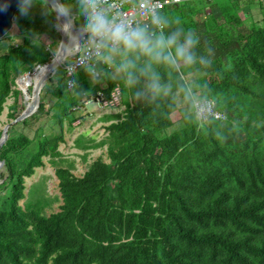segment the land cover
<instances>
[{"label": "trees", "instance_id": "trees-1", "mask_svg": "<svg viewBox=\"0 0 264 264\" xmlns=\"http://www.w3.org/2000/svg\"><path fill=\"white\" fill-rule=\"evenodd\" d=\"M33 1L53 23L50 5ZM256 1L261 19L247 24L240 0H182L159 13L162 32L192 38L190 63L148 67L141 57L126 69L122 54L104 48V92L119 85L124 108L102 116L108 123L99 142L76 138L83 149L106 145L108 158L97 156L81 176L56 158L64 122L72 127V112L99 84L87 69L73 74L72 92L62 69L48 78L55 80L52 102L46 108L40 99L20 122L49 114L57 130L39 127L31 138L12 124L0 147V264H264V0ZM61 2L77 26L87 25L82 0ZM21 7L13 17L21 42L0 50V114L13 96L11 119L21 112L14 79L49 61L57 47L40 43L47 27ZM192 92L212 100L225 119L197 118ZM43 157L54 165L62 201L49 214L41 194L24 192Z\"/></svg>", "mask_w": 264, "mask_h": 264}, {"label": "rangeland", "instance_id": "rangeland-1", "mask_svg": "<svg viewBox=\"0 0 264 264\" xmlns=\"http://www.w3.org/2000/svg\"><path fill=\"white\" fill-rule=\"evenodd\" d=\"M241 6L239 10V14L245 23H249L250 21L258 22L261 19L260 9L257 5L256 0H240ZM26 11L30 12V15L38 14L40 16V23L43 26L47 27V31L42 33L39 37L40 43L42 45L47 46L50 42H56L58 44L60 40V34L57 28V20L50 22L48 18L41 16L42 15V4L33 0H26L23 3ZM23 11V12H26ZM87 8L84 5V8L80 15H83L86 18ZM214 13L217 14L218 11L214 10ZM11 35L10 36H2L0 38V50L5 49L9 44H18L21 42V36L17 35L13 21L11 28L9 29ZM105 41V39H103ZM56 50V46L54 47ZM75 48H72L71 51L63 61L66 62L68 59L72 57L75 53ZM62 63V64H63ZM41 68V67H40ZM62 66H59L55 71H60ZM38 71V69H34L31 71L29 75L21 74L17 75L14 79L13 88H17L21 91L19 95L18 107L19 109L24 108L30 101V90L32 85V80L34 74ZM49 78V77H48ZM48 78L42 86L40 92V99L44 100L46 104V108L50 105L53 100L51 94V84H55V80H52V83L49 82ZM192 78V77H191ZM89 81L91 84H102L104 82L102 79L93 80L89 77ZM48 87H45V86ZM19 87V88H18ZM45 88L47 91H45ZM70 92L73 91V88H68ZM192 95L195 96L196 93L192 92ZM13 102V96H9L4 102V108L0 114V129L3 128L4 124L11 120L8 117V108ZM183 100L179 96L177 97V105L182 106ZM123 105L118 108L111 109L112 112H122ZM107 113V112H106ZM105 114L103 111L95 110L94 106L89 104L84 107L76 108L72 112V117H75V120L72 122V127L67 128V122H64V142L59 144V150L62 153V156L56 158L58 160V164L61 165H71L72 172L76 176H81L82 173L86 170L89 163L95 159L97 156H101L105 161H108L106 154V145L83 149L78 147L76 144V138L80 137L84 143H97L101 139L106 136V132L104 131V126L108 123L102 116ZM174 120V127L179 123V114L175 111L172 114ZM42 127L45 133L49 131L57 130L56 126L50 120L49 114H41L38 117L28 118L25 122L16 123L14 125V130L20 133L27 134L29 137L33 138L38 131V128ZM88 139H91L90 141ZM44 165L35 168V172L32 176L25 178V189L24 192L26 196H29L28 191L34 188V195L37 196L41 194L47 205L45 206V213L49 214L51 212L57 211L59 209V205L61 204L60 193L58 189V179L54 173V165L49 162V157H43ZM0 172L4 173L5 168L2 167ZM2 180L0 179V182ZM23 201V200H22ZM21 201V202H22Z\"/></svg>", "mask_w": 264, "mask_h": 264}, {"label": "built area", "instance_id": "built-area-1", "mask_svg": "<svg viewBox=\"0 0 264 264\" xmlns=\"http://www.w3.org/2000/svg\"><path fill=\"white\" fill-rule=\"evenodd\" d=\"M87 8V25L79 39L78 50L72 55L70 60L62 64V70L67 77L68 88H74L76 81L73 74L79 69H87L89 77L93 80L101 79L102 73L98 68V63L105 61L103 51L108 42L106 37H97L88 27L89 17L93 9L103 10L109 17L116 20L125 19L133 24H148L153 31L162 32L163 23L152 24V17L161 13L166 8L174 7L182 0H82ZM105 39V41H103ZM106 84L99 85L94 94L83 95L81 102L85 105H93L95 110L112 112L111 109L122 106L121 91L119 85L114 86L107 96L104 92ZM194 112L200 120H207L209 117L224 120L225 114L214 107L212 100L193 96Z\"/></svg>", "mask_w": 264, "mask_h": 264}, {"label": "clouds", "instance_id": "clouds-1", "mask_svg": "<svg viewBox=\"0 0 264 264\" xmlns=\"http://www.w3.org/2000/svg\"><path fill=\"white\" fill-rule=\"evenodd\" d=\"M53 4L58 14L67 15V9L61 5L60 0H53ZM21 11H26L23 4ZM161 23L162 17L153 15L152 24ZM88 27L97 37H106L111 51L123 55L120 65L122 68L136 67L141 57L146 58L148 67H151L153 62L176 65L179 60H183L190 63L194 58L189 50L192 38L181 40L179 30L157 33L148 24H133L125 19L116 20L103 10L95 8L89 17ZM153 75L155 76L154 71Z\"/></svg>", "mask_w": 264, "mask_h": 264}, {"label": "water", "instance_id": "water-1", "mask_svg": "<svg viewBox=\"0 0 264 264\" xmlns=\"http://www.w3.org/2000/svg\"><path fill=\"white\" fill-rule=\"evenodd\" d=\"M25 1L26 0H0V38L4 36L6 32L11 28L15 11L20 6H22V4ZM45 1L50 5V7L54 12L55 18L57 20V28L60 34V40L57 44L55 52L51 56V59L42 64H37L33 68L34 70L35 68L41 67L44 68V71L41 72L39 78L33 84L31 90L30 102L24 106L22 111L15 118L11 119L6 124H4L3 128L1 129L0 147L8 137L7 131L9 126L22 121L23 119L29 117L36 111L39 105L40 92L43 84L45 83L48 77L54 74L55 70L59 66H62V63L65 59L67 47L72 40L77 42V45L74 48L75 51L78 50L79 39L84 31V26H77L74 22L73 15H71L68 11L66 16H61L55 11L53 0H45ZM60 3L63 6L61 0ZM61 21L64 23L63 27H61ZM30 73L31 71H27L25 74L29 75ZM2 167H3V160L0 159V169Z\"/></svg>", "mask_w": 264, "mask_h": 264}, {"label": "bare ground", "instance_id": "bare-ground-1", "mask_svg": "<svg viewBox=\"0 0 264 264\" xmlns=\"http://www.w3.org/2000/svg\"><path fill=\"white\" fill-rule=\"evenodd\" d=\"M63 25H64V23L61 21V27H63ZM76 45H77V42L72 40L71 43L67 47L65 56H67L69 54V52L71 51V49L74 48ZM42 71H44V68H39L38 71L34 74L33 80H32V85H31V90H32L33 84L37 81V79L39 78ZM31 90H30V100H31Z\"/></svg>", "mask_w": 264, "mask_h": 264}, {"label": "crops", "instance_id": "crops-1", "mask_svg": "<svg viewBox=\"0 0 264 264\" xmlns=\"http://www.w3.org/2000/svg\"><path fill=\"white\" fill-rule=\"evenodd\" d=\"M104 82V81H103ZM101 85V84H100Z\"/></svg>", "mask_w": 264, "mask_h": 264}]
</instances>
